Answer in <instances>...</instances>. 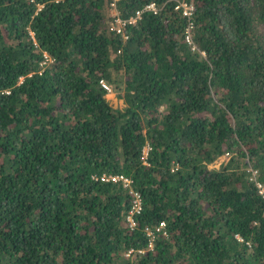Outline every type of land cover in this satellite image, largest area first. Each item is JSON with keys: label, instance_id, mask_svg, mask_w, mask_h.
I'll use <instances>...</instances> for the list:
<instances>
[{"label": "trees", "instance_id": "1", "mask_svg": "<svg viewBox=\"0 0 264 264\" xmlns=\"http://www.w3.org/2000/svg\"><path fill=\"white\" fill-rule=\"evenodd\" d=\"M190 1L0 0V264H264V0Z\"/></svg>", "mask_w": 264, "mask_h": 264}, {"label": "built area", "instance_id": "2", "mask_svg": "<svg viewBox=\"0 0 264 264\" xmlns=\"http://www.w3.org/2000/svg\"><path fill=\"white\" fill-rule=\"evenodd\" d=\"M108 8H109V15L111 18V21L108 24V29L110 32H114L116 35L120 36L122 40H126L128 38L126 32H125V27L130 24H135L142 16L144 12H152V13H157L159 10V7L154 3V2H149L145 4L142 8H138L135 10L133 14H131L127 18H121L118 10H117V2L118 0H108ZM174 3V9L179 10L181 15L186 18V26L184 30V38L187 43H192L191 39V31L193 29V19L192 16L194 15V4L190 0H172ZM203 54V53H202ZM44 57L46 58L43 60V63L46 61L50 60V58L47 56V54H44ZM22 79V78H21ZM100 84L102 88L107 92H111L110 86L105 83L103 80L100 81ZM147 148L145 147L143 150L144 155L147 153ZM101 179L105 180H112V181H117L121 180L123 183V186L125 188L130 187L131 181L123 176H102ZM258 192L260 194H264V188L263 186L259 185ZM130 193L133 195V205L131 207V210L129 211V214L127 216V219L130 221V224L132 225V214L135 212H139L140 210V196L137 192L130 191Z\"/></svg>", "mask_w": 264, "mask_h": 264}, {"label": "rangeland", "instance_id": "3", "mask_svg": "<svg viewBox=\"0 0 264 264\" xmlns=\"http://www.w3.org/2000/svg\"><path fill=\"white\" fill-rule=\"evenodd\" d=\"M107 16H109V10H107ZM108 20V19H107ZM119 93L111 87V92L106 94V98L113 107H123L124 103L123 100L118 96ZM228 156H221L217 160H215L213 163L209 164L208 167L210 168H219L221 163H225L228 159Z\"/></svg>", "mask_w": 264, "mask_h": 264}]
</instances>
